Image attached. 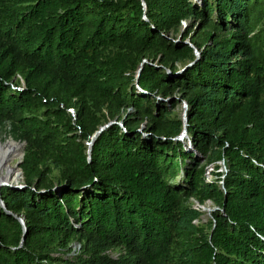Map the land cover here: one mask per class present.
Instances as JSON below:
<instances>
[{"label": "trees", "instance_id": "1", "mask_svg": "<svg viewBox=\"0 0 264 264\" xmlns=\"http://www.w3.org/2000/svg\"><path fill=\"white\" fill-rule=\"evenodd\" d=\"M6 124L25 229L0 206V264H264V0H0ZM190 198L218 207L208 228Z\"/></svg>", "mask_w": 264, "mask_h": 264}, {"label": "rangeland", "instance_id": "2", "mask_svg": "<svg viewBox=\"0 0 264 264\" xmlns=\"http://www.w3.org/2000/svg\"><path fill=\"white\" fill-rule=\"evenodd\" d=\"M186 26H188V21H182L181 24H180L179 32L175 33L174 31H170V32H168V35H166V36L169 37V38L174 39L175 42H179L182 39V31L185 29ZM194 28H195V26H193V29ZM198 51L200 53V50H198ZM195 58H196V56H195ZM189 63H191V61L188 62L187 64H189ZM154 64H156V63H154ZM177 65L179 67V71L182 72V70L184 68L183 65L181 63H178ZM167 70H169V69H167ZM168 73L170 74V71H168ZM138 76H139V74L136 75L137 78H138ZM157 100L164 101L167 104V106H168V108L170 110H174L175 113L180 114L181 117L184 118V113L187 110L186 109L187 104H186V102L183 99L180 98V95H179L178 91H175L172 95L168 96L167 98H162L161 96H157ZM172 100H177L178 101V103L174 107L171 106V104H172L171 101ZM128 111H132V110L129 109ZM72 114L74 115V112ZM112 121H114V122H116L118 124H122L121 121H118L116 119H114ZM142 126H140V128H138V130H141ZM181 133H182V131H181ZM181 133L178 135L179 137H177V138L183 139V138H187L188 137L187 131H186L185 134H183V136H180ZM9 136H11L9 125L6 124V126L0 127V140L3 142ZM15 140L18 141V142H22V140H20V139H15ZM23 142H24V144L22 145V151L24 152L25 141H23ZM187 145H188V141H187ZM19 159H23V157L20 158L19 156H15L13 158V162L16 163ZM216 164L218 165L217 167H215L213 164L205 166V172H204L205 181H211V180L215 179V177H216L215 173H217V172L221 171V172L224 173V168L222 167V160L218 161ZM19 172H20V169H19ZM182 175L183 174L181 172L180 175L177 176V178L175 179L176 183L181 181ZM20 176L21 177L19 178V180L16 183L23 184V176H22L21 172H20ZM189 201H190V203L192 204L193 207L199 209L200 212H201L200 218L198 220H195L194 222L196 224L204 225L205 227L208 228L209 221L211 220V217H212V212L214 210H216L218 207L210 200L204 202L203 204H200L194 198H190ZM71 248H72V251L68 252L67 254H65L64 257H69L70 258V257H72L74 254H76L79 251L80 246H79L78 241H73L71 243ZM106 253H107V256L109 258H111L113 261H115L117 263H120V262H122L121 258H122V256H124L125 252H124L123 249L116 247V248H112V249L107 250ZM125 261H126V259L123 260V263Z\"/></svg>", "mask_w": 264, "mask_h": 264}, {"label": "bare ground", "instance_id": "3", "mask_svg": "<svg viewBox=\"0 0 264 264\" xmlns=\"http://www.w3.org/2000/svg\"><path fill=\"white\" fill-rule=\"evenodd\" d=\"M21 149L20 142L12 136H9L3 142L0 140V181L5 180L15 183L21 177L19 169L13 162V158L20 155Z\"/></svg>", "mask_w": 264, "mask_h": 264}, {"label": "water", "instance_id": "4", "mask_svg": "<svg viewBox=\"0 0 264 264\" xmlns=\"http://www.w3.org/2000/svg\"><path fill=\"white\" fill-rule=\"evenodd\" d=\"M143 5H144V7H145V4H143ZM184 43H189V44L193 47V49H194V53H195V56H196V58L194 59V61L197 60L198 57H199L198 55L200 54L199 51L197 50V48H196L194 45H192L188 40H184ZM196 50H197V51H196ZM194 61H192L191 63L185 65L184 68H183V70H184L186 67L190 66L192 63H194ZM183 70H182V71H183ZM139 71H140V69H139ZM139 71H138L137 74H139ZM168 71H169V70H168ZM186 109H187V107H186ZM182 119H183V130H182V133H181L180 136H183V134L186 133V125H187L186 111H185V113H184V118H182ZM111 123H114V121H110L109 123L100 126V127H99V128H98V129H97V130L91 135V137H90V141L88 142V153L90 152V150H91V146H92V143H93L94 139L96 138V136L99 134V132H101V131L103 130V128L107 127V126H108L109 124H111ZM177 137H179V136H177ZM177 137H176V138H177ZM177 139H180V138H177ZM20 144L23 145L24 142L22 141V142H20ZM23 154H24V152H23L22 149H21V153H20L19 157L22 158V157H23ZM21 162H22V159H19L15 164H16L17 168L20 169V172L22 173V170H21V168H20V164H21ZM3 186H7V187H10V188H15V189H20V188H24V187H25V184H20V183H16V182H15V183H12V182H8V181H5V180H1V181H0V189H1V187H3ZM0 206L4 208V210H5V212H6L7 214H9V215H13L14 217H16V218L21 222V224H22V226H23V229H25L23 218L17 216L16 214L12 213L11 211L7 210V209L5 208L4 203L2 202V199H1V198H0ZM23 239H24V233H23L22 241H23ZM21 243H22V242H21Z\"/></svg>", "mask_w": 264, "mask_h": 264}, {"label": "built area", "instance_id": "5", "mask_svg": "<svg viewBox=\"0 0 264 264\" xmlns=\"http://www.w3.org/2000/svg\"><path fill=\"white\" fill-rule=\"evenodd\" d=\"M69 110H70L71 113H73V110L72 109H69ZM222 167L224 168V172H226V167H225V164H224V161L223 160H222Z\"/></svg>", "mask_w": 264, "mask_h": 264}]
</instances>
